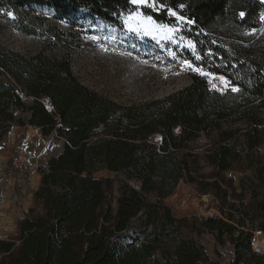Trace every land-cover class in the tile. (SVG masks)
Wrapping results in <instances>:
<instances>
[{
    "label": "trees",
    "instance_id": "1",
    "mask_svg": "<svg viewBox=\"0 0 264 264\" xmlns=\"http://www.w3.org/2000/svg\"><path fill=\"white\" fill-rule=\"evenodd\" d=\"M155 3L157 9L141 7L143 15L167 26L183 17L181 36L193 50L182 58L224 77L227 91H213L205 78L192 75L189 86L169 96L120 105L77 80L69 55L81 46L78 36L36 9H51L53 19L74 29L86 15L123 30L124 16L138 5L131 0H0V18L46 41L32 55L0 43V145L14 125L37 128L44 137L56 134L65 142L59 154L37 168L35 207L17 221L13 235H0V264H204L205 251L185 232L222 241L238 229L223 219L178 218L164 199L183 181L228 204L229 192L208 179H221L231 198L242 202L230 205L233 211L242 209L248 192L264 199L259 152L264 145V0ZM49 47L66 54L54 58L46 52ZM156 134L161 143L149 140ZM201 136L210 143L195 152L191 145ZM239 165L252 175L244 174L237 192L223 174ZM103 171L116 177H95ZM255 219L264 222V200ZM228 220L237 219L231 212ZM238 232L245 244L240 253L256 258L250 233Z\"/></svg>",
    "mask_w": 264,
    "mask_h": 264
},
{
    "label": "rangeland",
    "instance_id": "2",
    "mask_svg": "<svg viewBox=\"0 0 264 264\" xmlns=\"http://www.w3.org/2000/svg\"><path fill=\"white\" fill-rule=\"evenodd\" d=\"M131 3L138 5L139 9L124 16L123 30H118L101 20L90 19L86 15L80 16L79 26L74 29L67 22L53 19L54 12L49 8H37L36 11L50 17L51 21L64 32L73 30L78 36L81 46L71 50L69 55L77 80L92 91L120 105H133L141 101H152L169 96L170 93L189 86L193 82L192 75L205 78L213 91L225 92L229 89V83L224 77L213 75L201 64L182 58L187 49L193 50L192 44L183 40L181 36L184 19L178 18L176 25H162L155 19L143 15L140 9L141 7L157 9L155 0H145L144 3H133L131 0ZM0 43L16 52L32 55L42 51L46 41L42 37L21 33L15 29L12 19L1 17ZM46 52L54 58H62L66 54L64 49L53 47H49ZM45 102L50 106L48 100ZM223 127L231 128L229 125ZM12 130L0 145V151L3 148L10 151V158H5V165L0 166V207L3 209L1 215L7 221L5 225L7 231L0 229L1 235H4L3 233L13 235L17 221L22 219L30 208L35 207L33 197L39 183L34 180V174L38 173L37 168L45 165L51 156L59 154L65 145L56 134L44 137L37 128L14 125ZM19 136H21L20 141L26 145L33 165L32 171L26 175L21 174L22 167L15 169L11 165L15 143L19 141ZM149 140L153 143L162 141L158 134L151 136ZM209 143V138L201 136L191 146L195 152H201ZM259 152L264 159V145ZM205 171L210 173L211 169L205 168ZM245 173L252 175V170L245 165H239L223 175L234 183L237 192H240V181ZM95 177L115 178L116 176L114 173L103 171L96 173ZM208 181L220 182L229 192L228 204L217 199L213 192L203 194L197 184H186L181 181L173 195L164 199V206L178 218L223 219L238 231L247 233L246 231L254 224L252 218H255L256 211L263 204L262 196L252 197L250 192L246 193L242 209L233 211L230 205L241 206L242 202L231 198L232 190L222 183L221 179H208ZM114 187L117 196L120 188L117 179ZM245 211L249 214L246 215ZM231 212L237 219L234 222L228 220ZM238 231L234 233L232 239L226 235L222 241L216 240L209 233L201 236L194 230L185 233L205 251L207 261L204 264H259L256 258H262L264 262V256L261 254L256 253V258H253L246 253H240L244 251L245 244L244 239L239 238Z\"/></svg>",
    "mask_w": 264,
    "mask_h": 264
},
{
    "label": "built area",
    "instance_id": "3",
    "mask_svg": "<svg viewBox=\"0 0 264 264\" xmlns=\"http://www.w3.org/2000/svg\"><path fill=\"white\" fill-rule=\"evenodd\" d=\"M21 136H19V141L15 143L11 165L15 169L22 167L20 170L21 174L26 175L32 171L33 165L26 145L20 141ZM253 222L254 224L251 225V229L246 231L248 234L250 233L249 243H251L252 251L255 254L258 253L264 256V222L260 219H255Z\"/></svg>",
    "mask_w": 264,
    "mask_h": 264
},
{
    "label": "crops",
    "instance_id": "4",
    "mask_svg": "<svg viewBox=\"0 0 264 264\" xmlns=\"http://www.w3.org/2000/svg\"><path fill=\"white\" fill-rule=\"evenodd\" d=\"M14 127V126H13ZM12 127V128H13ZM13 131V130H12ZM11 131V132H12ZM3 147V146H2ZM5 158L6 159H9L10 158V151L9 150H4V148H3V150L2 151H0V166L2 167V165H5ZM34 180L35 181H37V183H40V180H41V175L39 174V173H35L34 174ZM39 185V184H38ZM3 211V209H2V207H0V229L1 230H4V231H7L6 229V219L1 215V212ZM7 213H8V210L6 211ZM6 213V214H7ZM23 218V217H22ZM15 228H14V230H13V232L12 233H15ZM9 231V230H8ZM4 235H1L3 238H7V237H9V236H11L10 234H7V233H3ZM7 234V235H6Z\"/></svg>",
    "mask_w": 264,
    "mask_h": 264
},
{
    "label": "snow or ice",
    "instance_id": "5",
    "mask_svg": "<svg viewBox=\"0 0 264 264\" xmlns=\"http://www.w3.org/2000/svg\"><path fill=\"white\" fill-rule=\"evenodd\" d=\"M132 2L133 3H144L145 2V0H132ZM7 15H9V16H11L12 15V13H7ZM173 15H175V13H173ZM241 15H243V13H241ZM179 19H183V17H179ZM221 79H223V78H221ZM234 91L235 90H237V89H233Z\"/></svg>",
    "mask_w": 264,
    "mask_h": 264
}]
</instances>
